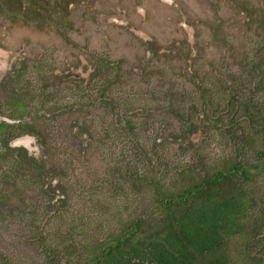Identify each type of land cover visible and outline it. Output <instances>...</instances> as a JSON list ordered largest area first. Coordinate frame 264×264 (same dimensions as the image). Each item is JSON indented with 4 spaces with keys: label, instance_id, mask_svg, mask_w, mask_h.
I'll use <instances>...</instances> for the list:
<instances>
[{
    "label": "rangeland",
    "instance_id": "obj_1",
    "mask_svg": "<svg viewBox=\"0 0 264 264\" xmlns=\"http://www.w3.org/2000/svg\"><path fill=\"white\" fill-rule=\"evenodd\" d=\"M262 44L264 0H0V125L36 118L43 137L11 141L26 148L22 164L0 141V264H45L44 246L78 257L121 219L155 213L137 176L178 190L181 177L203 174L190 168L230 156L254 175L264 211L262 138L233 146L222 131L231 122L223 114L220 129L204 97L213 88L222 109L221 87L261 82ZM31 156L43 165L33 169Z\"/></svg>",
    "mask_w": 264,
    "mask_h": 264
},
{
    "label": "trees",
    "instance_id": "obj_2",
    "mask_svg": "<svg viewBox=\"0 0 264 264\" xmlns=\"http://www.w3.org/2000/svg\"><path fill=\"white\" fill-rule=\"evenodd\" d=\"M261 60L262 63L255 61L254 65L255 71L262 74L261 82L246 88L220 86L229 93L225 108L218 106L220 99L213 88L205 91L204 97L209 98L214 113H219L214 116L217 125L223 114L231 122L222 131L232 145L247 148L261 137L262 143L256 151L264 158V102L256 101L264 93V70H259L264 56ZM16 105L23 106L18 101ZM190 111L195 114L196 108ZM118 121L126 131L134 128L132 120ZM189 129L192 132L197 128L191 125ZM0 133L8 145L3 124ZM197 169L203 174L181 177L183 186L178 190L165 187L159 177L137 176L135 183L153 188L155 213L121 219L118 230L103 238H88L78 257H74L70 246L64 255L44 246L45 264H264V211L259 212L258 194L249 185L254 175L239 156H230L220 167L201 164L189 171ZM138 187L142 189L143 185ZM2 264L10 263L5 260Z\"/></svg>",
    "mask_w": 264,
    "mask_h": 264
},
{
    "label": "flooded vegetation",
    "instance_id": "obj_3",
    "mask_svg": "<svg viewBox=\"0 0 264 264\" xmlns=\"http://www.w3.org/2000/svg\"><path fill=\"white\" fill-rule=\"evenodd\" d=\"M106 87L107 86H105V88H100L99 89V92L98 93L101 96L105 95L106 91L108 90V88H106ZM101 90H102V92H101ZM17 101H18V104L21 102L20 100L15 99L14 100V103L16 104ZM18 107H19V109L23 108L22 106L21 107L18 106ZM35 119L36 118H34L32 120V122H29V121H27L25 119H21L20 116L18 117V115H15V117L12 120L13 121V124H10L11 122H7L6 120H3V123L2 124H3V129H4V136H6L7 138H9L8 145H6L4 143V140L1 137H0V141H1V144L5 148H7L8 156L10 157V159L13 160L15 157H17V161H15V164H22V162H21V159H22L21 158V155H22V153H24L26 151V148H23V147L14 148L12 146V144H11V141L14 140V138H17V137L23 135L24 133H31V134H34V135H36L38 137L37 139H38L39 143H41L43 141V137H40L39 136V133H40L39 132L40 131L39 128L40 127H39L38 124H35V121H34ZM112 120H118V119L117 118H115V119L112 118ZM112 120H111V122H113ZM113 123H115V122H113ZM107 124H108V122L107 121H104V124H103L104 127H106ZM109 125L111 126V124H109ZM112 126H114V125L112 124ZM0 135H1V133H0ZM106 136L107 137H109V136L111 137L112 136L111 132H109V134H106ZM66 144L68 145L69 149H71L70 148V140ZM14 152H18L17 153L18 155H16ZM18 156H20V157H18ZM28 163L31 164V167L33 169L37 168L38 165L39 166H42L43 165V163H41L38 160V158H36L34 156H31V158L28 161ZM117 172L118 171H117V169H115V167L113 169L110 168L109 171L106 172L104 179L107 176H109V175L112 177L110 180L116 178L115 175H116Z\"/></svg>",
    "mask_w": 264,
    "mask_h": 264
}]
</instances>
